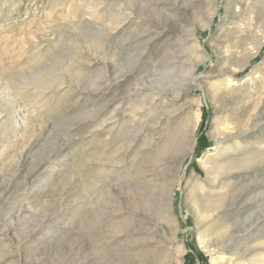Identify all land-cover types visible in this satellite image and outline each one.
I'll list each match as a JSON object with an SVG mask.
<instances>
[{
  "label": "rangeland",
  "instance_id": "1",
  "mask_svg": "<svg viewBox=\"0 0 264 264\" xmlns=\"http://www.w3.org/2000/svg\"><path fill=\"white\" fill-rule=\"evenodd\" d=\"M91 1L0 0V264H138L142 224L131 215L148 209L138 181L149 158L136 136L141 124L128 122L153 90L177 96L174 127L200 113L192 152L181 157L174 137L158 151H175L169 166L179 168L173 205L181 264H264V99L249 128L218 148L214 126L250 111L219 102L210 86L228 74L227 51L236 64L254 48L264 0L241 2L239 12L234 2L226 10L225 0ZM210 5L217 12L209 19ZM191 33L210 59L197 54L202 60L190 72ZM263 58L264 42L235 77ZM208 72L201 85L185 81ZM200 134L209 144L196 151ZM206 151L214 160L252 154L255 164L223 188L234 191L232 205L210 216L187 203L185 185L193 171L204 176L196 160ZM214 237L225 240L218 251Z\"/></svg>",
  "mask_w": 264,
  "mask_h": 264
},
{
  "label": "bare ground",
  "instance_id": "2",
  "mask_svg": "<svg viewBox=\"0 0 264 264\" xmlns=\"http://www.w3.org/2000/svg\"><path fill=\"white\" fill-rule=\"evenodd\" d=\"M95 1L96 0L91 1L92 2L91 4L93 5ZM232 2L238 4L237 7L239 8L238 10L239 12L241 8L240 5L241 2L248 3V2H255V0H225L226 10L229 7V3ZM216 12H217L216 7L212 5L210 10L206 14L210 19ZM260 31L262 30L260 29ZM258 34L259 35L257 36L255 35L257 40L254 43L255 44L254 48L251 49L248 47L240 57L241 60L239 63L236 64L229 63V60L232 56V52L227 51L225 53L223 57L226 62L225 63L226 66L224 70L228 74L225 75L226 77L222 81L218 82L217 84L210 85L214 87L213 94L216 97L215 99H217L219 102L222 103L230 102V101H234V103L242 102V104H240L237 107V110L248 111V112L250 111V114L248 113L249 116L247 117V119L243 121L234 120L233 118L229 117L225 121L220 122L219 124H216L214 126L213 130L211 131V135L215 136L217 146L218 145L220 146L221 142L224 139L230 136L233 137L236 134L245 131L247 127L249 128L250 121L255 120L256 116L254 117V115L257 111L258 106L260 105V103H262V100L264 99V58L262 61H260V63L253 66L251 70H249V72L244 77L242 78L235 77L236 73L242 70L243 68H245L249 63V60L255 57L259 52V49L264 42V30ZM188 38L194 41L191 44V46L187 48L186 51L187 53L184 51V53L187 54L186 59L190 61L188 67H189V71L191 72L198 65V62L200 60L205 58L210 59V56L208 55L201 41L195 39L192 36V33L191 36H189ZM197 54L202 56L201 57L202 59L200 60L196 59L197 57L194 56H196ZM192 61L193 63L191 64ZM260 71L263 73H260ZM211 75L213 74L209 72L200 74L199 76L196 77L190 75L188 79H185V81H188L190 82V84L193 85L195 84L201 85L202 81L208 79L209 77H211ZM60 84L58 86H60ZM244 98H248V100L243 101ZM175 100H177L176 95L174 97L169 98L168 96L163 95V91L153 90L150 92L148 96H146L145 101L142 100L140 103H138L135 106V109L138 112H136L133 118L128 122L130 127L134 126L136 123L141 124L140 131L139 133L136 134V136H140L141 134V137L144 140L143 152L144 154L147 155V158H149L147 159L149 161H147L146 165L143 164L144 169L142 171V174L139 176L140 178L138 181L139 186L141 185L143 186V192H142L143 197L141 199L144 200L143 204L148 209L146 210V208L141 202V204L143 205L146 211L143 210L144 212L139 213L136 210L137 213L135 214L132 213L131 215L133 218L136 217V220L142 224V226L140 224L138 225V227L140 226V228H138L139 229L138 234L142 236L141 238L142 240L138 242L140 243L139 249H141V254H142L139 260H137L138 264H181L182 261L181 255L185 250L184 246H179V245L176 247L174 246V244L180 242V238L178 237V232H177L178 217L174 211V205H173L175 198L174 184L177 182L176 176L179 168H177V170H175L174 172H173V168L171 169L172 166L171 163H175V159H176L174 157L175 155L174 156L171 155L175 153V151L172 152L171 150L172 152L171 155H169V152L166 148L162 150L163 152L167 150L164 153L158 151H159V147L162 148L161 144L166 145V143H169L170 139L174 137V139L177 140L175 141L177 143V148H178L176 152L183 153L181 157L183 155H187L188 153L192 152L196 142L194 133L200 120V113L196 112L193 115L190 116L188 115V117L184 119V122H181L182 124L180 127L178 128L174 127V124L178 123L175 122L176 119L175 117H178V115L181 113L182 110L179 107L178 108L173 107ZM241 136L242 135H240V137ZM153 152L155 153L158 152L157 154L161 156L157 159L152 160L151 155ZM210 152L211 151H206L202 153V155L196 160L198 165L203 169L205 173L204 176L197 174L193 171V173L190 174V176L187 178L185 183L186 187H189L188 188L189 192H187L186 194L188 196L187 203H189L191 207L193 209H196L197 211L201 209L205 213L210 211V213L208 214L209 216L212 215L214 212L218 211L222 207L225 208V207H230L232 205L235 199V195L233 194L234 191L232 192L231 189L229 190L227 188V190H225L223 188L230 187L232 182L235 179L239 178L240 174L244 175L247 170L251 169L255 165L253 164L252 161L253 159L252 154L248 156V155H244V152L228 153V155L222 154L223 157L221 158L219 157L218 160H217L218 157L217 158L215 157L216 160H214L213 159L214 154L213 153L211 154ZM132 174L130 173V175ZM182 177L183 176L181 175L180 180L182 179ZM205 181L210 182L213 185V188L210 187L207 189ZM216 184H220L219 189L222 188L223 190L214 193L207 192L210 191V189L214 190L215 188L214 185ZM135 197L136 195L134 196V198ZM127 200L132 201L130 198ZM134 200L135 199H133V201ZM136 200L139 201L138 199ZM120 201L122 200L120 199ZM233 206L235 205L233 204ZM129 232L135 233V231H129ZM118 234H120V232ZM224 242H225L224 239H219V237H214V239L210 241L209 244L214 245V247L217 248L218 251L220 249L219 245H223ZM224 259H226V257L225 258L222 257V261Z\"/></svg>",
  "mask_w": 264,
  "mask_h": 264
},
{
  "label": "trees",
  "instance_id": "3",
  "mask_svg": "<svg viewBox=\"0 0 264 264\" xmlns=\"http://www.w3.org/2000/svg\"><path fill=\"white\" fill-rule=\"evenodd\" d=\"M202 125H203V122L200 124V127H199L200 130L199 131H202L201 130ZM208 144H209V141L207 140V138L203 134H200V136L197 139L196 151H197V149L201 150V149L205 148Z\"/></svg>",
  "mask_w": 264,
  "mask_h": 264
}]
</instances>
